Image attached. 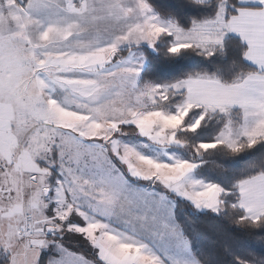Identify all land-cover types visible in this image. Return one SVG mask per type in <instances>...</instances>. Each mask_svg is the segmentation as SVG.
Segmentation results:
<instances>
[{"label": "snow or ice", "instance_id": "6c2138e0", "mask_svg": "<svg viewBox=\"0 0 264 264\" xmlns=\"http://www.w3.org/2000/svg\"><path fill=\"white\" fill-rule=\"evenodd\" d=\"M0 264H264V0H0Z\"/></svg>", "mask_w": 264, "mask_h": 264}, {"label": "trees", "instance_id": "16d2710c", "mask_svg": "<svg viewBox=\"0 0 264 264\" xmlns=\"http://www.w3.org/2000/svg\"><path fill=\"white\" fill-rule=\"evenodd\" d=\"M173 0H161V3H171Z\"/></svg>", "mask_w": 264, "mask_h": 264}]
</instances>
